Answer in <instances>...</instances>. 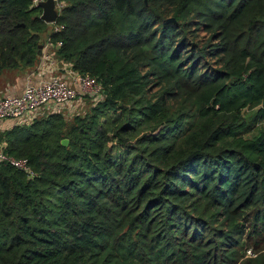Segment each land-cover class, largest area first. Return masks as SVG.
I'll return each mask as SVG.
<instances>
[{"label": "trees", "instance_id": "1", "mask_svg": "<svg viewBox=\"0 0 264 264\" xmlns=\"http://www.w3.org/2000/svg\"><path fill=\"white\" fill-rule=\"evenodd\" d=\"M59 1L56 54L104 89L2 133L32 174L0 163V264H264V0ZM41 12L0 0V76Z\"/></svg>", "mask_w": 264, "mask_h": 264}, {"label": "built area", "instance_id": "2", "mask_svg": "<svg viewBox=\"0 0 264 264\" xmlns=\"http://www.w3.org/2000/svg\"><path fill=\"white\" fill-rule=\"evenodd\" d=\"M41 1L43 0H30L33 5H37ZM63 6L62 1L55 0L58 16ZM51 24L52 31L59 30L62 27L56 24V21ZM60 44V41L57 42V46H60ZM103 89L102 84L96 78L78 72H75L72 84H69L66 79L59 75L37 83L29 82L24 86L21 93L0 97V121L5 118H23L29 113H35L47 104L60 106L71 102L79 95L97 96L103 92ZM0 163L9 164L32 174L26 160L7 153L2 144H0ZM248 253L252 254V250H248Z\"/></svg>", "mask_w": 264, "mask_h": 264}, {"label": "crops", "instance_id": "3", "mask_svg": "<svg viewBox=\"0 0 264 264\" xmlns=\"http://www.w3.org/2000/svg\"><path fill=\"white\" fill-rule=\"evenodd\" d=\"M48 26V29L39 33L40 44H42V47L40 49L38 48V51L40 50V54H37L35 63L31 66H20L1 74L0 97L19 94L22 92L27 83H37L56 75L66 79L69 84L73 83L75 71L71 69L70 62L63 60L56 54L58 46H55L49 40L52 24L48 23ZM58 109V106L47 104L42 106L40 110L35 113H29L23 118H5L1 120L0 144L4 143L1 140V135L5 130L10 129L16 124H29L34 119L58 111Z\"/></svg>", "mask_w": 264, "mask_h": 264}, {"label": "rangeland", "instance_id": "4", "mask_svg": "<svg viewBox=\"0 0 264 264\" xmlns=\"http://www.w3.org/2000/svg\"><path fill=\"white\" fill-rule=\"evenodd\" d=\"M99 97H101V94H98L97 96H91L88 94H83L81 96L79 95L76 99L72 100L71 102L58 106L59 109H58V111H55V112L62 114L64 119L67 120V122H70L75 114L79 113V114L84 115L87 111H89L91 105L93 104V101H95ZM44 116H46V115H44ZM40 117H42V116H40ZM253 241H250V240L248 241V249L253 250L252 251L253 253L250 254L247 252L245 254V256L242 257V261H245V259L249 260L252 258H256V256L258 254L264 255V247L261 249H257L258 246H256L254 244L255 240H253ZM261 242H262V239H257V241H256V243L259 246H261V244H262Z\"/></svg>", "mask_w": 264, "mask_h": 264}, {"label": "water", "instance_id": "5", "mask_svg": "<svg viewBox=\"0 0 264 264\" xmlns=\"http://www.w3.org/2000/svg\"><path fill=\"white\" fill-rule=\"evenodd\" d=\"M36 6L40 7L42 10L41 15H40V18L42 20H44L47 23H52L57 20L58 11L55 7V0H43L40 3H38ZM173 19L174 18H171L170 20H173ZM41 47H42V44H39L38 48L40 49ZM38 54H40V50L38 51ZM63 143H66V140H63Z\"/></svg>", "mask_w": 264, "mask_h": 264}]
</instances>
